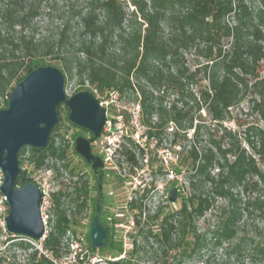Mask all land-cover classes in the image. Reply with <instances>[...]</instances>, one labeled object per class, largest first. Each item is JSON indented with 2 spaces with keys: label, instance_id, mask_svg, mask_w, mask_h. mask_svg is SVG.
<instances>
[{
  "label": "trees",
  "instance_id": "1",
  "mask_svg": "<svg viewBox=\"0 0 264 264\" xmlns=\"http://www.w3.org/2000/svg\"><path fill=\"white\" fill-rule=\"evenodd\" d=\"M62 1L68 0H0V109L31 70L56 60L68 78L76 79L75 92L89 90L100 100L136 94L147 137L158 145L171 125V144L187 141L180 144L179 166L186 167L188 194L177 210L161 218L158 232L150 225L160 211L149 216L131 253L109 264L143 258L153 264L194 259L213 264L211 252L219 249L237 264H264V238L241 231L246 220L264 218V72L259 70L264 63V0H251L255 5L249 0H87L72 19H61L55 34L36 36L35 19L43 12L49 17ZM188 53L196 63L186 62ZM168 89L183 97L181 107L164 104ZM242 101L258 121L239 133L223 123ZM60 123L59 116L45 147L20 149L18 185L30 181L23 160L34 170L51 169L55 177L56 162L68 168L71 144L58 132ZM130 147L136 148L130 141L120 153L136 163ZM68 170L76 179L53 193V223L42 241L43 249L55 256L66 230L79 224L92 202V191L97 197L96 184L74 168ZM212 210L214 223L199 229L198 219ZM13 238L2 241L8 247L0 250V264H17L14 256L8 257L11 246L29 250L24 264H52L40 253L37 258L38 249L29 241L10 245ZM106 245L116 246L109 234Z\"/></svg>",
  "mask_w": 264,
  "mask_h": 264
},
{
  "label": "water",
  "instance_id": "2",
  "mask_svg": "<svg viewBox=\"0 0 264 264\" xmlns=\"http://www.w3.org/2000/svg\"><path fill=\"white\" fill-rule=\"evenodd\" d=\"M65 77L60 68L42 65L31 70L10 91L7 106L0 109V192L8 213L4 220L7 233L41 240L44 226L40 214L41 190L31 181L17 184L20 173L18 153L22 147L43 148L58 122L57 105L69 110L68 120L87 129L98 138L105 124L107 111L103 102L89 90L65 92ZM74 151L96 175L97 197L88 237L91 248L106 245L109 227L100 221L103 205L104 164L92 151L91 141L82 135L74 137ZM180 188L173 184L166 193L171 205L178 203Z\"/></svg>",
  "mask_w": 264,
  "mask_h": 264
},
{
  "label": "rangeland",
  "instance_id": "3",
  "mask_svg": "<svg viewBox=\"0 0 264 264\" xmlns=\"http://www.w3.org/2000/svg\"><path fill=\"white\" fill-rule=\"evenodd\" d=\"M249 2L252 5H255L256 3L249 0ZM87 0H68V1H62L57 4L55 7V10L51 12L49 17L45 15L43 12L42 15L37 17L34 21L35 29H36V36L41 35H47L50 36L56 33L57 28L59 27L61 23V19H72V16L74 15L75 11H78L79 9H82L86 6ZM74 22V21H73ZM50 62V65L56 66L59 68L58 63L56 60H47ZM186 62L187 63H196L197 58L188 53L186 55ZM259 70L261 73L264 72V63L261 64L259 67ZM65 77V92L69 96L75 92L77 89L76 79L75 78H68L66 74H64ZM136 94L130 93L127 96H124L120 98L117 94L109 95L107 97L102 98L103 105L106 107L107 115L109 117L114 116L118 114V109L120 112L125 113L126 110H124V107H133L134 105H138V100L135 98ZM97 98H99L97 96ZM183 97L176 96L171 89H168L164 93V104L170 105L171 103H175L177 107L182 106V100ZM100 99V98H99ZM65 105L61 104V111L59 116L61 117V125L58 129L59 133H63L66 135V137L70 140V144L74 146V138L75 135H82L87 138H91L92 134L89 130L83 129L72 122L68 120L66 116L68 114L66 113ZM201 114L204 116L205 111L201 110ZM155 119V117H153ZM257 116L249 109V106L247 102L242 101L237 107L233 108L231 110V119H227L223 126H226L227 128H231L232 130H235L239 133H242L244 127L248 124L257 122ZM172 126V125H171ZM181 145H186L187 141L184 140L181 143L177 142ZM161 145L167 146L172 149L171 145V133L166 130L161 134ZM73 147L71 146L69 151V166L68 168H65L61 166L60 163L56 162L57 167L59 168V175L55 177L54 171L47 172V168H42L40 171L34 170L30 164L27 162V160H23L21 164V168L25 170L26 176L30 179L31 182H37L42 177H47L52 185L55 187H60L62 183L64 184H71L75 179L77 174H71L68 169L74 168L75 171H78L79 174L85 175V177L93 184L96 183V180H94L93 175L91 174L90 167L85 164L84 160L81 159L77 154L72 153L71 149ZM92 151L97 152V149L95 146L92 145ZM151 165L155 174L161 173V169L158 163L157 158L154 156V149L151 151ZM28 155V151L26 150L24 153V159H26ZM172 170L174 173L178 176V178L173 182V184H177L180 188L179 191V198L178 203L174 205L164 206L161 204L160 200L158 204H155L157 209L160 211L159 219L155 220L152 225L153 232L159 231V222L161 218L164 215H167L175 210H177L180 206V201L182 197H185L189 190H188V184H187V178H186V167L179 166V162L176 165H173ZM123 178L121 175L117 174V172H112L109 170H104V179H103V198H102V212L100 215V221L107 225L109 227V235L113 242L115 243V249H110L108 245H105L103 247L99 248H91L89 243V237H88V231H89V225L90 221L92 219L93 215V209H94V198L96 197V193L92 191V202L89 203L88 206V213L86 220L84 222H80V224L74 225L72 228L83 238L84 246L93 252L95 255H98L100 257H108V258H116L124 249L125 247H128L129 240L127 239V236H125V233L127 235H131L134 233V228L128 229L124 226L125 220L129 219L131 216V213L128 211H125L123 207H121L122 204V198L120 194V189L123 185ZM112 192V195L109 193ZM3 207H8L7 204H3ZM214 211H208L203 217L199 218L197 221V225L199 229L203 225H212L214 223ZM123 224V226L120 225ZM87 229V233H85V230ZM128 231V232H126ZM241 231L245 233H259L260 238H264V218H254L246 220V224L241 227ZM17 240H20V238H13L12 240L8 241L10 242V245ZM4 240L3 235L0 236V250L7 249V242L3 243ZM14 241V242H13ZM137 241H141L140 237L137 238ZM128 250L127 252H129ZM29 253V250H24L18 246H11L10 251L8 253V257L11 259L12 256L15 258V263L17 264H24L26 255ZM39 258V251L36 256ZM8 258V259H9ZM211 263L215 264H237V261L233 258H226L222 251L215 250L211 252ZM133 264H153L146 260V258L139 259L138 261H134ZM184 264H203L200 262V259H194L190 262H184Z\"/></svg>",
  "mask_w": 264,
  "mask_h": 264
},
{
  "label": "built area",
  "instance_id": "4",
  "mask_svg": "<svg viewBox=\"0 0 264 264\" xmlns=\"http://www.w3.org/2000/svg\"><path fill=\"white\" fill-rule=\"evenodd\" d=\"M124 108L126 110L125 113L120 112L118 109V114L111 117L106 116L102 132L98 138H94L91 141V147L93 145L97 149V152H93L102 158L104 170L107 169L112 172H117L124 180L120 189L122 198L121 207L131 213L130 218L125 220L124 226L128 229L134 228L133 234L127 235L125 233V236L130 241L128 247H125L116 258L100 257L84 246L82 236L73 228H68L59 256H55L51 251L43 249L42 241L53 223V215L50 212L52 195L59 189V186L55 187L52 185L51 180L46 176L42 177L36 183L34 182L40 188L42 194L40 214L44 226V234L41 240L36 242L26 236H15L7 233L4 220L8 213V207L2 206L7 203L0 192V226L4 239L10 236L29 241L52 264H109L111 260L124 259L131 253L133 240L139 228L146 227L147 221L149 220L148 217L154 215L159 210L156 207L157 205L155 206V204L159 203L157 198L162 205H171L167 201L166 193L178 178L172 170V167L180 161L182 147L179 143H175L171 144V149L167 146H162L161 143L158 145L157 139L155 138L149 139L141 120L140 106L134 105L133 107ZM167 130L171 132L172 127H168ZM130 141L136 147L135 149L130 147L135 154L136 163L127 160L120 153L123 146H130ZM153 149L154 156L157 158L161 169L160 174H155L154 172L157 171H154L151 165V151ZM47 172H52V170L47 168ZM1 179L2 175L0 173V183ZM109 194L112 195V192ZM88 206L82 211L79 224L86 220ZM120 225L123 226L121 223ZM150 228L152 229V225H150ZM85 233H87V229ZM128 250L130 251L127 252Z\"/></svg>",
  "mask_w": 264,
  "mask_h": 264
}]
</instances>
